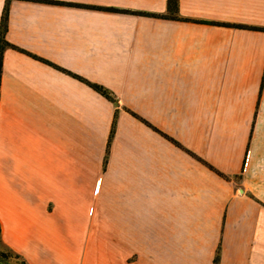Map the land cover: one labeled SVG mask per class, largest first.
I'll return each instance as SVG.
<instances>
[{
  "label": "crops",
  "instance_id": "obj_1",
  "mask_svg": "<svg viewBox=\"0 0 264 264\" xmlns=\"http://www.w3.org/2000/svg\"><path fill=\"white\" fill-rule=\"evenodd\" d=\"M5 7L4 247L264 264V0H178L177 19L167 0H0V24Z\"/></svg>",
  "mask_w": 264,
  "mask_h": 264
},
{
  "label": "trees",
  "instance_id": "obj_2",
  "mask_svg": "<svg viewBox=\"0 0 264 264\" xmlns=\"http://www.w3.org/2000/svg\"><path fill=\"white\" fill-rule=\"evenodd\" d=\"M167 10L169 13L168 16L170 18L177 19L178 18L177 17L178 0H167ZM6 22H7V7H5L4 9V13H3L1 24H0V82H1V73H2V54H3L5 47L7 46V42L5 41V38H4L5 31H6ZM93 87L98 93L106 97L111 102H114V99L111 97V95L107 91H105L102 87L98 85H94ZM114 127H115V120L112 123L109 141L113 136ZM108 147H109V142H108ZM219 250L220 248L218 247L213 264H219ZM11 260L19 261V264H25L19 255L13 253L11 250L3 246L2 241H1V230H0V264H9Z\"/></svg>",
  "mask_w": 264,
  "mask_h": 264
},
{
  "label": "rangeland",
  "instance_id": "obj_3",
  "mask_svg": "<svg viewBox=\"0 0 264 264\" xmlns=\"http://www.w3.org/2000/svg\"><path fill=\"white\" fill-rule=\"evenodd\" d=\"M9 264H19V261L11 260V261L9 262Z\"/></svg>",
  "mask_w": 264,
  "mask_h": 264
}]
</instances>
